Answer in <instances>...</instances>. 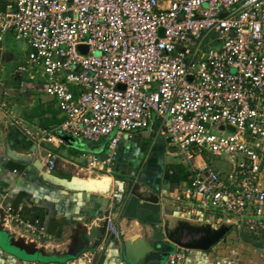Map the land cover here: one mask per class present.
Wrapping results in <instances>:
<instances>
[{
	"label": "built area",
	"instance_id": "obj_1",
	"mask_svg": "<svg viewBox=\"0 0 264 264\" xmlns=\"http://www.w3.org/2000/svg\"><path fill=\"white\" fill-rule=\"evenodd\" d=\"M7 35L26 43L18 72L42 80L60 122L26 123L5 92L0 112L45 148L47 173L67 137L109 139L104 159L83 154L75 167L88 179L115 160L124 133L154 129L187 163L176 199L184 219L225 215L238 233L264 238V0H11L0 11V51ZM11 199L0 192L4 226L49 239ZM106 229L119 238L112 218ZM182 258L176 251L164 264ZM93 262L84 252L64 264Z\"/></svg>",
	"mask_w": 264,
	"mask_h": 264
},
{
	"label": "crops",
	"instance_id": "obj_2",
	"mask_svg": "<svg viewBox=\"0 0 264 264\" xmlns=\"http://www.w3.org/2000/svg\"><path fill=\"white\" fill-rule=\"evenodd\" d=\"M4 51L3 45L0 54ZM0 85L3 88L0 94L6 93L4 98L10 101L17 115L9 89L4 84ZM36 89L38 102L32 110L36 116L31 120L20 118L26 123L43 127L58 125L60 118L54 102L52 104L41 89ZM8 123L0 112V192L4 190L13 195L10 202L20 215L26 219H37L41 226H45L49 236V242L42 244L43 239L18 231L17 239L31 240L36 248L44 249V258L53 256L56 259L40 261L35 256L27 259L0 249V264H64L74 259L68 254L79 247L83 253H93V264H127L121 254L122 240L113 238L105 227L108 218H112L120 228L123 240L141 239L152 249H156L166 239L169 230H176L181 226L179 224L185 222L183 220L186 219L177 210L176 199L187 179V167L166 168L168 164L174 166L166 159L170 155L166 151L168 144L154 129L124 133L115 160L104 167L95 168L87 179L91 183H107L106 191L84 192L51 186L40 179L39 170L34 165L40 164L41 170H44L45 155L38 151L42 147L35 150L30 165L12 161L11 165L17 166L19 170L10 171L8 166L11 160L5 156V144L8 143L15 152L29 154V142L19 127L9 126ZM108 142V138L90 143L67 137L65 145L54 148L58 159L53 177L74 181L75 167L84 164L82 155H95L104 159ZM42 149L46 154L45 148ZM171 170H179L178 180L165 177L167 171ZM215 221L228 225L227 219L224 221L218 215ZM241 233H238L239 237ZM253 248L259 250L262 257L257 263L255 260L249 263L264 264V249ZM244 249L242 244L216 242L207 248L183 251L178 247L177 251L183 256L179 264H245L244 258H248L249 253Z\"/></svg>",
	"mask_w": 264,
	"mask_h": 264
},
{
	"label": "water",
	"instance_id": "obj_3",
	"mask_svg": "<svg viewBox=\"0 0 264 264\" xmlns=\"http://www.w3.org/2000/svg\"><path fill=\"white\" fill-rule=\"evenodd\" d=\"M80 52L86 53L87 47L86 46H80L79 47ZM95 55H99L96 53ZM121 88V87H120ZM37 149L36 145L29 143V154H20L18 152H15L14 150L10 149L8 143L5 144V156L13 161V162H19L24 165H30L31 161L33 160V155L35 154V150ZM166 151L170 155H177L178 154V147L175 144H168L166 146ZM37 170H39V177L43 182H46L47 184L51 186H57L62 187L69 191H84V192H105L108 185L107 183H101V182H95L91 183L87 179H77L74 177V181L67 182L66 180H60L57 178H54L52 174L47 173L45 170H41L40 164H35ZM184 223H181L179 225L178 231H181L182 229L185 230V232H180L184 237L190 236H198V235H204L203 241H201L202 246H193L187 243H180V241L175 237L171 235H167V240L163 239L156 249H152L145 241L141 239H136L134 241L130 240H123L121 236V230L119 227H117L119 232V238L121 241V254L124 259V261L127 264H164L166 259L169 257V255H173L178 247H185V248H207L210 244L207 245L208 242L210 243H216V241L219 240V238L222 236L225 228L221 227L219 229H211V228H203L198 226H204L209 225L211 223H205V224H198L197 225L191 224V221L184 220ZM233 224V223H232ZM183 225V226H182ZM197 226V227H195ZM105 227H106V221H105ZM18 232L15 230L8 229L6 226H4V220H3V211L0 209V249L4 251V249H7L11 252L15 250V252H18L27 256V257H34L36 255L45 257L46 253L44 249L42 248H36V245L34 242L27 238L23 239H17ZM202 240V239H201ZM14 252V253H15ZM81 253H83L82 248H76L72 252L68 254V257L76 258ZM16 254V253H15Z\"/></svg>",
	"mask_w": 264,
	"mask_h": 264
},
{
	"label": "rangeland",
	"instance_id": "obj_4",
	"mask_svg": "<svg viewBox=\"0 0 264 264\" xmlns=\"http://www.w3.org/2000/svg\"><path fill=\"white\" fill-rule=\"evenodd\" d=\"M7 1H11V0H0V6H2V3H5ZM4 46H5V51L0 54V84H4V87L6 89L7 88L9 89L10 99L15 104L14 111L17 114V116L31 120L36 116V114L35 115L33 114L32 110L36 108L34 107L36 106V103L38 102L37 100L38 93L36 91L37 90L36 88H41L40 85L42 84L41 83L42 80L37 77L35 78V77L26 76L18 72V67L24 61V58L26 57V54L28 51V47L24 41L16 40L13 36L7 35V37L5 38ZM2 89L3 88L0 85V92L2 91ZM9 126H12V125L9 124ZM227 132L228 130H226V133ZM38 151L40 154L44 153V155H46L45 151L42 148H40ZM166 159L171 163V165H174L170 167V164H168V166H166L167 169L173 168V167L180 168V166H182L183 168L187 167V163H184L183 161L182 154L169 155L167 156ZM43 169H44V165H43ZM219 216L224 221H226L227 216L225 215H219ZM190 223L193 224V227L194 225H197L193 222H190ZM224 224L225 223H223L222 221L220 223L213 221L209 225L198 226V227H203V228L206 227V228H211L214 230L219 229L221 227L225 228L226 231L224 230L222 236L216 242L229 243V244L236 243L238 245L242 244L245 247L244 251L249 253L248 258H244L243 263L250 264L249 262L250 261L253 262V260H255L256 263L259 262L262 257L261 253H259V250L249 246L248 244H244L241 240H239L240 237L238 236V232L236 231V227L234 224L229 225L230 224L229 222H228V225H224ZM173 230L174 229L169 230V232L165 236L166 239H167V235L174 236L173 232L175 230L174 231ZM48 242L49 240L47 239H44V241H41L42 244L48 243ZM210 242L207 243V245L210 244L209 247L214 244ZM179 249L185 251L190 248L179 247ZM4 251H8L18 257L23 256L24 258L26 257L27 259L33 258V257H27L19 252L17 254L15 250L11 252L7 249H4ZM34 258L40 261H52L53 259H56V257H53V256L50 258H44L39 255H36Z\"/></svg>",
	"mask_w": 264,
	"mask_h": 264
},
{
	"label": "trees",
	"instance_id": "obj_5",
	"mask_svg": "<svg viewBox=\"0 0 264 264\" xmlns=\"http://www.w3.org/2000/svg\"><path fill=\"white\" fill-rule=\"evenodd\" d=\"M4 7V3H2V6H0L1 10L3 9ZM0 10V11H1ZM9 170L10 171H13V170H19L17 166H13L11 164H13L12 161H9ZM174 169V167H173ZM175 169H179V167H175ZM172 171V170H171ZM169 172V171H167ZM167 175L165 176L168 180H172V179H176L178 180L179 179V170L177 171H172V174H169V173H166ZM240 238L243 242L253 246V247H256V248H260V249H264V238L262 237H257V236H254L246 231H242V233L240 234Z\"/></svg>",
	"mask_w": 264,
	"mask_h": 264
},
{
	"label": "flooded vegetation",
	"instance_id": "obj_6",
	"mask_svg": "<svg viewBox=\"0 0 264 264\" xmlns=\"http://www.w3.org/2000/svg\"><path fill=\"white\" fill-rule=\"evenodd\" d=\"M174 231V230H173ZM180 232H185L184 229H182L181 231H178V229H176L173 234L175 237H177V239L180 241V243H187L193 246H202L201 241H203V239L205 238L204 235H198V236H194V237H184L182 234H180ZM202 239V240H201Z\"/></svg>",
	"mask_w": 264,
	"mask_h": 264
}]
</instances>
